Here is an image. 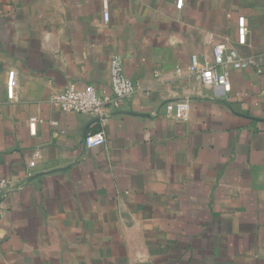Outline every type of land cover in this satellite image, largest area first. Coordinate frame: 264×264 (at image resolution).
I'll return each instance as SVG.
<instances>
[{"label": "crops", "instance_id": "0c3cea01", "mask_svg": "<svg viewBox=\"0 0 264 264\" xmlns=\"http://www.w3.org/2000/svg\"><path fill=\"white\" fill-rule=\"evenodd\" d=\"M218 45L263 73L201 84L191 56ZM114 56L138 87L119 108L51 103L109 94ZM187 101L186 120L167 114ZM2 178L0 264H264V0H0Z\"/></svg>", "mask_w": 264, "mask_h": 264}, {"label": "built area", "instance_id": "2783aa9c", "mask_svg": "<svg viewBox=\"0 0 264 264\" xmlns=\"http://www.w3.org/2000/svg\"><path fill=\"white\" fill-rule=\"evenodd\" d=\"M104 12L109 11V0H102ZM248 26L245 17L238 21V44L241 47L247 45ZM256 69L262 74L258 59L246 57L239 50L227 48L225 45L215 47L212 59H201L199 55L191 56L190 72L203 85L231 90V79L234 71ZM110 93L101 95L97 89L88 85L78 90L70 86L66 90L57 93L51 98V103L61 112L67 114L92 116L100 114L108 106L119 108L124 100L131 98L138 90L137 85L126 75L123 60L120 56H114L110 64ZM15 72L7 83L8 99L13 100L15 95ZM189 102L177 106L168 105L167 114L176 118L186 120L189 116ZM39 119L34 117L30 121L31 135H37V124ZM106 143V133L101 131L97 134H89L87 147L96 148ZM35 162L30 167H35ZM11 189V182L7 178L0 179V200L5 199Z\"/></svg>", "mask_w": 264, "mask_h": 264}, {"label": "water", "instance_id": "95a60500", "mask_svg": "<svg viewBox=\"0 0 264 264\" xmlns=\"http://www.w3.org/2000/svg\"><path fill=\"white\" fill-rule=\"evenodd\" d=\"M84 135H85V139H86V138H87V131L85 132V134H84Z\"/></svg>", "mask_w": 264, "mask_h": 264}]
</instances>
